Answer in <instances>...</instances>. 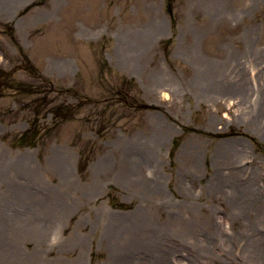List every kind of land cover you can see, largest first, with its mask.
Returning <instances> with one entry per match:
<instances>
[{
    "label": "rangeland",
    "instance_id": "rangeland-1",
    "mask_svg": "<svg viewBox=\"0 0 264 264\" xmlns=\"http://www.w3.org/2000/svg\"><path fill=\"white\" fill-rule=\"evenodd\" d=\"M0 69L81 102L0 85V264H264V0H0Z\"/></svg>",
    "mask_w": 264,
    "mask_h": 264
},
{
    "label": "trees",
    "instance_id": "trees-1",
    "mask_svg": "<svg viewBox=\"0 0 264 264\" xmlns=\"http://www.w3.org/2000/svg\"><path fill=\"white\" fill-rule=\"evenodd\" d=\"M25 69L28 71H32L34 73H37V69L33 67L31 64L26 63L24 64ZM35 78V77H34ZM2 82L1 87L6 85V87L11 88L15 93L19 94H34L36 96L33 98L32 101H34V116L33 119H31L28 122V128L23 131L17 138H14L16 140V146H22V145H28L32 146L38 138H41V135H45V130L47 128H53L57 124L61 123V121H67L69 119H73L75 117V113L77 109L81 106V102L78 101L74 104L65 103L62 100L59 102H54L53 104H50L49 100L45 98L44 93H47V90L55 91L53 89V85L51 82H46L48 84L43 85L45 90H42L41 83L36 84L35 81L31 83H24V82H14L11 80V75L9 72H5L0 70V83ZM81 101L84 100V98L80 99ZM48 106V107H47ZM48 112L50 115V121L52 123L51 126L43 127L42 123L40 122L43 117H38L42 111ZM38 115V116H37ZM42 131V132H41ZM254 142V145L260 149L262 146L258 145L255 140H252ZM81 158L79 160L78 164V170L79 172L83 171L86 168V161L83 160V153H81ZM173 156V148L170 151V157ZM108 203L114 207L119 209H126L131 208L129 205H125L122 202H117L113 200L112 196L108 195Z\"/></svg>",
    "mask_w": 264,
    "mask_h": 264
},
{
    "label": "bare ground",
    "instance_id": "bare-ground-1",
    "mask_svg": "<svg viewBox=\"0 0 264 264\" xmlns=\"http://www.w3.org/2000/svg\"><path fill=\"white\" fill-rule=\"evenodd\" d=\"M240 86V84H238L237 85V87H239ZM241 88V87H240ZM239 88V89H240ZM157 133L159 134L160 133V129H158L157 130ZM159 137V135L157 136V138ZM10 163V167H9V169H10V174L8 175V177L10 178V179H14L15 177L17 178L18 176H19V173L17 172V171H15L16 170V162H14V161H11V162H9ZM130 171L128 170L127 171V173L126 174H128ZM127 177H130V175L129 176H127ZM5 180H7L5 177L2 179V181H5ZM1 181V180H0ZM8 181V180H7ZM11 181V180H10ZM248 183V182H247ZM247 183L245 182V183H243V186L241 185V184H236V188H237V191L238 192H241V190H242V188H246L247 187ZM234 191V193H235V190H233ZM245 200H248V199H245ZM243 209H245V211L244 212H247V211H249V207L247 206V207H245V208H243ZM262 213H261V211H257L256 213H255V219L256 220H258V221H260L261 220V217H262V215H261ZM262 222H264V220H262ZM248 226H249V224H247ZM261 245V246H260ZM260 247L259 246H253V249H254V251L253 252H251V254H249V261L250 262H255V261H257L258 259H262L263 258V248H264V245L262 244V243H260Z\"/></svg>",
    "mask_w": 264,
    "mask_h": 264
}]
</instances>
